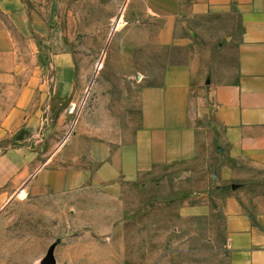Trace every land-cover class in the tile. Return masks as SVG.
Wrapping results in <instances>:
<instances>
[{
    "label": "crops",
    "instance_id": "1",
    "mask_svg": "<svg viewBox=\"0 0 264 264\" xmlns=\"http://www.w3.org/2000/svg\"><path fill=\"white\" fill-rule=\"evenodd\" d=\"M77 3L73 12L69 0H0V200L10 186L48 195L134 183L214 151L228 262L264 264V0H126L120 15L118 0ZM123 11L143 57L178 59L120 114L97 91L93 112H79L40 162L46 101H68L74 112L85 95L78 62L87 57L70 51L65 31L102 29ZM231 19L240 32L233 75L223 55Z\"/></svg>",
    "mask_w": 264,
    "mask_h": 264
},
{
    "label": "rangeland",
    "instance_id": "2",
    "mask_svg": "<svg viewBox=\"0 0 264 264\" xmlns=\"http://www.w3.org/2000/svg\"><path fill=\"white\" fill-rule=\"evenodd\" d=\"M77 2L69 0L73 12ZM125 5L126 0H118L119 15ZM102 12L108 13V8L103 6ZM126 21L123 11L122 18L103 22L102 29L65 31L70 51L80 54V59L87 57L78 62L87 75L85 95L74 112L68 110V101H46L49 108L43 112L42 132L50 131L38 144L40 162L71 133L79 112H93L97 97L112 98L120 114L141 88L159 83L164 63L178 59L165 51L143 57L141 49L133 46L134 31L125 26ZM230 26L234 39H229L223 55L233 75L231 44L240 32L234 19ZM57 33L60 37L61 31ZM49 72L52 76L55 69ZM51 81L48 86L53 85ZM63 113L68 116L59 124ZM11 145L16 144L9 142L5 147ZM216 167L213 151L134 183L48 195H33L32 184L7 187L5 199L0 200V264H41L52 245L56 264H229L218 203L221 192L211 177Z\"/></svg>",
    "mask_w": 264,
    "mask_h": 264
},
{
    "label": "water",
    "instance_id": "3",
    "mask_svg": "<svg viewBox=\"0 0 264 264\" xmlns=\"http://www.w3.org/2000/svg\"><path fill=\"white\" fill-rule=\"evenodd\" d=\"M54 249H55V245H52L49 248L46 257L42 260L41 264H56L54 254H53Z\"/></svg>",
    "mask_w": 264,
    "mask_h": 264
}]
</instances>
